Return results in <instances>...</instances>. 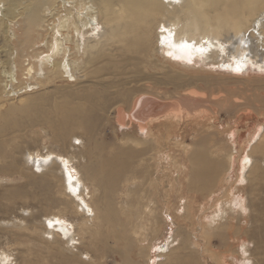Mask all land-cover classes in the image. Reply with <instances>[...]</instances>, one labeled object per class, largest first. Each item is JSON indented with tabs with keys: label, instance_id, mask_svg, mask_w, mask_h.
Wrapping results in <instances>:
<instances>
[{
	"label": "bare ground",
	"instance_id": "6f19581e",
	"mask_svg": "<svg viewBox=\"0 0 264 264\" xmlns=\"http://www.w3.org/2000/svg\"><path fill=\"white\" fill-rule=\"evenodd\" d=\"M0 42V107L3 95L11 97L21 91L28 92L30 88H50L46 92H30L21 99L26 105L19 109L22 115L19 123L6 116L8 114H1L0 155L6 139L11 135L15 138L14 134L18 135V132H27V128L41 139L48 138L62 146L64 157L50 151L45 156L28 152L25 164L35 168L37 172L33 173L36 175L47 171L50 164L57 163L60 171L57 179L62 180L66 197L72 201L71 207L85 217L82 228L93 231L94 221H102L112 233L116 231L110 235L119 243L128 229L135 238L138 237L146 226L145 216L156 213L157 208L151 203H158L159 198L144 191V185L151 180L148 178L152 167L150 161L154 159L151 154L159 153L163 146L158 134L153 132L156 123L166 122L164 126L169 133L175 125L186 123V120L193 121L194 117L200 116L203 120L198 124L202 130L197 131L206 134L201 140L193 139V144H187L185 138H175L181 151L187 154L175 158L181 177L178 176L177 182L170 187L176 192L187 190L190 195L196 192L207 194L224 174L233 169L235 151L230 152L222 146L227 142L217 140L216 127L209 125V130L206 115L199 112L203 97L194 89L179 92L192 88V83L188 79L182 82L183 73L172 67L180 65L178 59L184 57L187 60L184 68L190 66L189 59H198L201 60V71L208 70L211 64L235 72L246 70L248 65L264 71V0H0ZM184 42L191 47H181ZM166 47L171 50V56L163 53ZM160 74L165 75V79ZM60 81L67 83L59 84ZM163 84L175 88V93L158 91ZM9 97V101L14 99ZM259 100L264 102L262 97ZM14 108L11 105L7 113ZM112 111H115L114 120L118 125L114 126V132L126 128L122 131L126 145L115 142L116 152L111 156L108 153L106 156L109 157H106L103 155L106 148L103 140L106 138L100 136L103 135L102 127L111 120ZM77 130L83 131L91 144L83 155L90 160L85 165L84 174L72 165L74 157L67 152L74 142H81L75 134ZM208 131L215 136L211 138L214 142L210 143V150L213 147L217 152L212 157L204 148L208 147ZM249 142L251 146L242 161L240 182H248L252 175L259 179L264 174V163L256 166L253 159L254 153L264 156V124L256 140L253 142L252 138ZM136 146L142 147L138 149ZM188 167L186 184H182L183 171ZM12 169L6 172L8 178H24L21 173L17 176ZM0 172L2 175L3 170ZM153 175L159 182L157 174L154 172ZM226 179L228 181L229 177ZM137 180L143 182L132 187V182ZM260 182H257L260 183L257 185L259 195L264 189V181ZM50 183L45 185L42 182L44 198L54 204L58 201L64 204L62 199L48 197ZM118 188L124 189L119 191ZM97 189L102 195L93 200L94 207L91 200ZM15 192L23 195L17 187ZM225 192L228 200L225 204L232 214L244 216L242 222L247 231L249 204L242 196L237 197L239 201L234 206V192ZM115 193L119 197L117 203L113 201ZM169 194L164 193L161 199L165 202ZM124 195L131 198L126 200ZM222 205L220 218L216 216V222H208L211 228L228 223V217L235 219L228 216V208L223 202ZM129 208L133 209L129 211ZM185 209L188 210L186 206ZM44 222L40 241L48 243L45 237L48 234L52 235L53 241L60 236L67 243H76L72 222L69 225L61 223L56 214L46 217ZM229 227L234 228L231 224ZM235 230L233 234H237ZM106 237L101 238V241L105 238V244L108 243ZM174 241L173 238L170 244L161 246L160 264L181 261L169 253ZM0 264H14V260L9 253L2 251Z\"/></svg>",
	"mask_w": 264,
	"mask_h": 264
},
{
	"label": "rangeland",
	"instance_id": "374dc122",
	"mask_svg": "<svg viewBox=\"0 0 264 264\" xmlns=\"http://www.w3.org/2000/svg\"><path fill=\"white\" fill-rule=\"evenodd\" d=\"M0 46L2 47L1 42ZM168 51L171 52L166 47L163 53L165 52L168 55ZM262 51L264 52V49ZM178 61L181 64L174 66L175 68L172 67V69L183 73V76H181L183 77L182 82H187L188 79L191 80L190 84L192 83V88H184L179 90V92L186 93L194 89L203 97L204 102L199 112L206 115L205 121H208V129L209 125L211 126L212 124L216 127L217 140L227 142L223 143L222 146L228 148L230 152L232 150L235 151L233 169L227 175L224 174L223 178L218 180L214 189L207 194L205 192H196L190 195L187 190L176 192L175 189L170 187L177 182L176 178L178 176L181 177L175 158L179 157L180 154L182 155L181 157L187 156V154L181 151L180 145L175 138L176 136L179 139L185 138L184 140L187 144H193V139L195 141L201 140L206 134L202 132L198 134L197 131L199 129L202 130V127H199L198 124L200 120H203L201 116L194 117L193 121L186 120V123L182 122L181 125H175L169 133H167L164 126L167 124L166 122L164 124L156 123L153 126L155 128L153 132L158 134V139L163 146L159 148V153L152 152L151 154V156H154V159L150 161L152 167L148 175L151 180L144 185V191H148L150 195L159 198L158 203H151L157 208L156 213L153 216L149 214H147L148 217L147 215L145 216L144 224L146 226L140 230L139 238L137 236L135 238L128 229L122 236V238L125 237L127 240L123 238L121 242L117 243L111 236L116 231L112 233L111 228L107 224L101 223L102 221H94L93 231L88 232L83 229L84 227L82 228V221L85 217L83 214L78 215L71 207L73 204L70 197H66V188H64L62 180L57 179L60 175L57 163L50 164L49 171L39 172L36 175L33 173V171H36L34 170L35 168L27 167L24 160L28 152L34 154L38 152L40 155L45 156L50 151L62 157H64L65 153L59 144L48 138H43V140L31 128H27V132H18V135L17 133L14 134L15 138L11 137V135L10 138L6 139L3 154L2 156L0 155V171L3 170L2 175H0V252L9 253L14 260V264H157L160 259L161 246L170 244L174 238L175 241L170 246L173 250L169 253L172 258L179 257L181 260L173 262L174 264H264V189L260 195L257 191V185L262 183L260 181H264L261 180L262 177L264 179V174L259 177L260 180L254 179L256 176L252 175L248 182H240L242 161L251 146L249 141L252 138L253 142L256 140L261 125L264 124V102L259 100L261 97L264 99V71L248 65L246 70L235 72L217 64H211V66L207 67L208 70L201 71V66H199L201 65V60H190V66L187 68H184L186 66L184 64L187 63L184 57L179 58ZM173 71L175 72V70ZM160 77L164 78L165 75L160 74ZM58 83L65 84L67 82L60 81ZM47 89L43 87L30 88L28 92L21 91L10 95L14 97L10 101L8 100L9 96L5 97L3 95L2 108L0 107V123L3 119L1 114H8L6 116H10L16 123H19L22 116L19 109L26 105L21 99H24L30 92H46ZM174 89L168 84L158 87V91L162 92L175 93ZM11 105L15 108L10 112V115L7 112ZM114 116L115 111H112L109 115L111 120L106 122L101 131L103 135L101 134L100 137L106 138V140H103L106 147L103 151L105 156L108 153L111 156L116 152V149H114L115 142L126 145V141H123L122 132L126 128L122 127L115 133L114 126L118 125L115 123ZM82 132L81 130L75 131L81 142H74L71 148H67V152L74 157L72 165H75L84 174L85 165L89 164L90 160L88 156L83 155L87 151L86 149L91 147V144L87 135ZM146 133L147 130L144 131L143 135ZM161 134L164 137H159ZM115 135L118 136L115 137ZM213 137L215 136L208 131V147L204 146L211 157L215 151L217 152L213 147L210 150V143L214 142V139H211ZM119 138L120 140H118ZM201 144L203 145L204 143ZM138 147L136 146V148ZM222 151L225 152V150ZM263 157L258 153L253 154L256 166L264 163ZM10 168H13L11 171L16 172L17 176L21 173L24 178L20 179L19 176L18 178L15 176L17 181L8 178L6 172ZM188 169L189 167L183 171L182 184H186L185 177ZM154 172L157 174L159 182L155 179ZM46 176L49 177L46 178ZM226 176L229 177L228 181L227 179L225 181ZM6 177L7 179H5ZM27 177H30V179ZM140 181L132 182V187L137 185V183L143 182ZM258 181L260 183H257ZM42 182L45 185L52 184L51 190L47 192L48 197L60 201L62 199V202L65 203L61 204L59 201L55 204L48 202L42 194L44 193ZM91 185L89 182L88 186L90 188L92 187ZM16 187L23 192V195L20 192L18 194L15 192ZM123 189L118 188L119 191ZM167 190L170 191H168L170 194ZM229 190L234 192V197H232L234 206L239 201V197L242 196L245 197L246 204H249L250 213H248L250 216L248 217L249 224L248 226L246 225L248 227L247 231L245 224L242 222L244 216L239 215V213L232 214L228 205L225 204L228 201L225 191ZM164 193L169 194L166 196V198H169L165 202L161 199ZM94 194L91 200L92 203L94 199L102 195V192L97 189ZM194 195L195 198L193 199ZM124 197L127 200L128 196L124 195ZM130 198L128 197V199ZM118 199L119 197L116 193L113 194L115 203H117ZM222 202L225 208H228V216H232L235 219L228 217V223L216 224L211 228L208 222L215 221L216 216L220 218V211L223 208ZM189 203L190 206H188ZM93 204L95 207V203ZM185 206L188 210L185 209ZM234 208L239 210L237 207ZM132 209L129 208V211ZM55 214L61 223L69 225L72 222L75 225V244L67 243L66 239H61L60 236H57L58 239L56 238L53 241L52 235L48 234L45 235L46 239L48 238L49 240L48 243L40 241V233L45 229L44 221L46 217L55 216ZM122 216L124 217V215ZM229 224L233 225L234 228L232 229H236L234 232H237V234H233ZM103 235L104 237L107 236V244L104 242L105 238L101 241ZM98 259L101 261L99 262ZM161 259L165 260L167 257H162Z\"/></svg>",
	"mask_w": 264,
	"mask_h": 264
},
{
	"label": "snow or ice",
	"instance_id": "6c2138e0",
	"mask_svg": "<svg viewBox=\"0 0 264 264\" xmlns=\"http://www.w3.org/2000/svg\"><path fill=\"white\" fill-rule=\"evenodd\" d=\"M181 47H183V48H190L191 45L187 44V42H184V43L181 45ZM197 51H202V49H197ZM168 55L171 56L172 53L169 52ZM189 62H191V61L189 60Z\"/></svg>",
	"mask_w": 264,
	"mask_h": 264
}]
</instances>
